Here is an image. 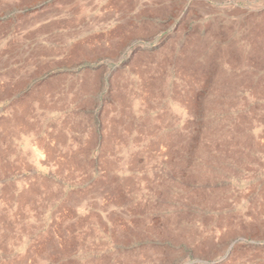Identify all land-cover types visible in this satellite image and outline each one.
I'll list each match as a JSON object with an SVG mask.
<instances>
[{"label":"rangeland","instance_id":"1","mask_svg":"<svg viewBox=\"0 0 264 264\" xmlns=\"http://www.w3.org/2000/svg\"><path fill=\"white\" fill-rule=\"evenodd\" d=\"M0 264H264V0H0Z\"/></svg>","mask_w":264,"mask_h":264},{"label":"crops","instance_id":"2","mask_svg":"<svg viewBox=\"0 0 264 264\" xmlns=\"http://www.w3.org/2000/svg\"><path fill=\"white\" fill-rule=\"evenodd\" d=\"M82 156H83L82 154H78L77 152H74V153H71L68 158L69 159H78Z\"/></svg>","mask_w":264,"mask_h":264}]
</instances>
